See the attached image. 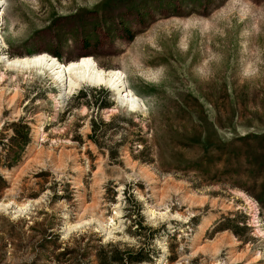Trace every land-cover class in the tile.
<instances>
[{
  "label": "rangeland",
  "instance_id": "1",
  "mask_svg": "<svg viewBox=\"0 0 264 264\" xmlns=\"http://www.w3.org/2000/svg\"><path fill=\"white\" fill-rule=\"evenodd\" d=\"M3 2L0 56H91L144 106L0 58V264H264V0Z\"/></svg>",
  "mask_w": 264,
  "mask_h": 264
},
{
  "label": "bare ground",
  "instance_id": "2",
  "mask_svg": "<svg viewBox=\"0 0 264 264\" xmlns=\"http://www.w3.org/2000/svg\"><path fill=\"white\" fill-rule=\"evenodd\" d=\"M5 2V1H4ZM4 2L0 0V27L4 20ZM5 42L0 30V43ZM6 65L14 68H40L48 71L60 87V94L66 98L81 86L104 85L117 93L119 98L132 108H143L139 97L127 87L123 73L116 69H102L93 57H83L70 63H63L54 56L44 53L35 56L8 58L1 55Z\"/></svg>",
  "mask_w": 264,
  "mask_h": 264
},
{
  "label": "trees",
  "instance_id": "3",
  "mask_svg": "<svg viewBox=\"0 0 264 264\" xmlns=\"http://www.w3.org/2000/svg\"><path fill=\"white\" fill-rule=\"evenodd\" d=\"M1 35L3 37L2 32H1ZM3 39H4V37H3ZM4 41H5V39H4ZM44 53H46V52H44ZM44 53L39 52V53L33 54L32 56L40 55V54H44ZM47 54H50V53H47ZM23 57H26V56H23ZM83 57H91V56H82L81 58H83ZM57 59L60 60L59 58H57ZM77 60H79V59H77ZM60 61L63 63H70V62L75 61V60H71L68 62H65L62 60H60ZM109 245L111 246V250L102 249L100 254H99V259H100V262L102 264H128V263H135L136 264V263H139L141 260L146 259L144 256H142L141 250L138 252H135V250L123 251V250H120L119 247L116 245H113V244H109Z\"/></svg>",
  "mask_w": 264,
  "mask_h": 264
}]
</instances>
